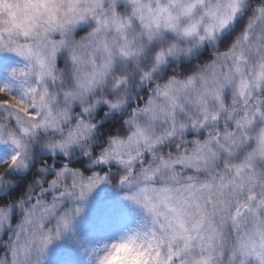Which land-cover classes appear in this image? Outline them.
<instances>
[{"label": "clouds", "instance_id": "clouds-1", "mask_svg": "<svg viewBox=\"0 0 264 264\" xmlns=\"http://www.w3.org/2000/svg\"><path fill=\"white\" fill-rule=\"evenodd\" d=\"M205 261L264 264V0H0V264Z\"/></svg>", "mask_w": 264, "mask_h": 264}, {"label": "trees", "instance_id": "trees-1", "mask_svg": "<svg viewBox=\"0 0 264 264\" xmlns=\"http://www.w3.org/2000/svg\"><path fill=\"white\" fill-rule=\"evenodd\" d=\"M114 197V194H112ZM112 207L114 208L117 216V220L119 223H129L131 221V217L128 214L127 206L122 204L120 201L113 199Z\"/></svg>", "mask_w": 264, "mask_h": 264}, {"label": "snow or ice", "instance_id": "snow-or-ice-1", "mask_svg": "<svg viewBox=\"0 0 264 264\" xmlns=\"http://www.w3.org/2000/svg\"><path fill=\"white\" fill-rule=\"evenodd\" d=\"M17 103H19V102H17ZM21 110L27 112V109H26V108H22ZM25 131H26V130H25ZM14 142H15V141H14ZM15 159H16V158L14 157V158H13V161H12L13 163H15ZM204 264H206V261L204 262Z\"/></svg>", "mask_w": 264, "mask_h": 264}]
</instances>
